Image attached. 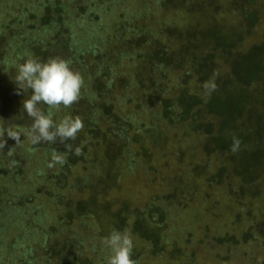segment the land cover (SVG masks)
I'll return each mask as SVG.
<instances>
[{"label": "rangeland", "instance_id": "rangeland-1", "mask_svg": "<svg viewBox=\"0 0 264 264\" xmlns=\"http://www.w3.org/2000/svg\"><path fill=\"white\" fill-rule=\"evenodd\" d=\"M52 1L0 0V39L2 41L0 43V69L7 73L6 76L0 75V83L3 84L1 87L6 84L17 85L14 80L16 65L23 63L29 53L23 46V42L31 38L39 42V38H44L47 41L42 42L45 46L44 54L47 56L49 54L52 58H61V55L68 58L74 71L79 72L82 77L89 76V83L96 79L91 74L92 70H95L94 75L102 70L110 76L114 75L113 78H116L114 84L118 87L116 86L112 92L115 93L117 99L113 98L114 96L108 97V101L118 100L120 102L122 98L123 103L118 104L119 107H116L115 111L118 116V126L122 121L124 122L122 127L126 129L128 139L126 138L124 140L126 143L122 144L124 142L122 138L113 136L112 143L107 140L106 136L92 137L90 135V126L103 131L112 127L109 118L108 120L102 119L99 113L92 111L93 106L106 103L105 97L97 96L95 93L90 94L92 84L90 87L87 85L88 94H85L86 89L82 88L80 99L83 100L82 104L76 106L74 103L71 108H61L60 111L55 112L53 118L59 122L74 110L72 117L79 116L84 123V129L77 135L78 147L81 148L82 154L75 155L71 167L63 172L66 176L65 186L56 187V183H53L56 188L52 191L72 204L88 202L90 193L96 197L91 213H83L79 215V218L73 213L68 226H62L63 223H67V221H62V227H59L56 221L58 217L65 218L61 214V209L64 207L60 204L56 206L58 201H54V204L53 200L48 198L51 185L46 179L52 173H59L61 167L57 164L49 168L47 165L50 159L45 154L44 147L31 143L27 135L28 129L20 120L19 110L22 105L17 103L9 109L4 105L0 106V165L4 170L15 173L11 180L15 186L9 187L7 197L1 200L3 204L1 209L4 208L6 211L10 208L7 215L10 220L9 228L1 239L4 249L0 253V264H7L10 261L9 252L11 250L9 248H16L18 239L23 241L21 248L32 246L36 251L34 254L39 257L44 249L37 248V251L35 246L41 244L43 238L49 244H53L54 254L50 255L47 260H44L48 257L45 255V257H39L40 259L36 258L38 264H70L75 249L71 245L66 248L61 246V243H58L60 241L57 239V234L45 238L49 228H56L59 231L64 228L68 234L73 235V240L78 241V244H83L80 261L83 262L87 258L93 264H107L109 251L102 243L103 238L109 233L106 218L115 214L117 210L123 209L122 205L128 207L126 210L129 212L137 210V213L143 214L149 211L148 204L158 209L163 219L159 228L155 229L157 240L154 248L151 244L141 243L137 238L132 237L134 242L132 258L137 261V264H264V236L259 231L264 228L262 227L264 224V192L261 191L259 196L253 200L241 197L246 201L241 200L240 203L233 201V204H230L233 194L240 193L239 181L230 177V169H227L228 179L221 183L206 182L222 167L223 161L218 157L208 156L205 159L202 156L200 151L203 142L202 132L195 129L191 132V129L184 126L185 123L183 125L177 123L171 127L161 119V108L155 106V97L149 96L152 100L150 106L143 100L142 94H147L152 90L156 92L163 90L164 94L158 96V102L163 99L164 95L171 99L174 98L178 80L183 73L171 68L158 67L146 61L143 66L145 71L152 70L153 74L146 82L142 80L135 83L130 78L134 74L133 70L137 71L139 63H135L133 70H128L127 68L132 64L130 56L124 57L125 60L123 59L121 63H117V60L113 58L107 61V64L102 65L101 63L98 66L94 65L91 58L87 60L78 57L80 61L77 62L71 57L72 53L78 56L87 47L88 41L84 38L89 36L93 39L99 38L103 43L111 45L114 43V48L121 51L123 56L132 50L127 46H116L115 42L118 44L126 42L122 36L129 31L120 32L117 26L130 25L132 19L123 22L128 13L131 14V10L116 12L111 7L115 0H109L111 3L108 4V8L111 9L109 14H106L107 17H104L107 8V5H104L106 0H92L93 3L89 2L87 5L83 0L79 3L77 0H68L66 6L67 15L70 18L68 17V20L63 18L64 26L61 30L58 28L50 30L56 31L57 36L53 35V38H50L49 31L46 30L47 33H45L44 29L38 28L37 23L30 26L35 29V33L21 35L18 32L22 29L18 21L21 12L26 10L39 14L43 9L38 6ZM156 1L160 0H144V4L132 0V3L127 4L130 5V9L138 11L135 12L138 14L137 24L143 23L140 21L142 15L145 16V22L149 19L146 23L154 29V32L160 27V33L164 29L172 31L170 29L172 28L176 30L175 34H178L192 27L193 22L185 13L188 7H183V11L177 7L165 10L164 6L156 5ZM203 1L196 0L199 3ZM255 3L264 10V0H255ZM187 5L185 3V6ZM77 6H81L82 9H76ZM225 23L233 26L236 21L228 17ZM28 28V23H25L23 29ZM11 34L15 35L14 39H11ZM132 35L134 36L130 39L141 36V33L136 31ZM67 37H69L68 42H65ZM70 37L74 39L73 42ZM107 37L112 40L109 41ZM158 38L163 39L168 49L169 47L171 50L175 48L173 37L169 33L167 36ZM59 41L65 42L63 43L66 44L65 48L61 46L62 44H58ZM263 41L264 14L261 13L260 19L253 25L251 34L243 36V48ZM144 42L146 43L147 40ZM145 43L141 47L145 48L147 45ZM28 44L29 42L26 43L27 46ZM98 50L104 53V46ZM138 53L141 54V51L139 50ZM38 59L44 61V59ZM221 69L224 70L223 67ZM114 71H119L120 74L117 75ZM96 80L102 82L105 78L99 75ZM194 82L195 80L190 81L191 87L194 86ZM86 83L84 80V85ZM119 86H126L128 93L121 94L120 88L122 87ZM5 95L7 96L0 91V100ZM88 102L92 107L88 105ZM12 105L13 103H8V106ZM172 111L174 112L173 106ZM156 117L159 118L156 119ZM29 120L33 122L31 118ZM156 121L157 138H150L149 134L143 135L145 130H148L144 127H150ZM137 125L140 130L135 134L133 128ZM13 135L19 139H13ZM131 138L135 141H131ZM121 145H125L124 148L117 149L122 148ZM142 148L144 153L141 151ZM195 166L203 168L200 177L193 169ZM5 186L8 187L7 184ZM259 186L261 189L263 185ZM168 191H171L175 197L167 198ZM100 210L104 211V217L103 215L96 217V212L100 213ZM11 213L14 214L13 217ZM130 223L131 220L125 225L128 228L125 230L128 232ZM19 225L25 226L26 229L23 232L17 231ZM31 228L35 230V233ZM9 243L12 244L10 247ZM15 259L17 262L18 259Z\"/></svg>", "mask_w": 264, "mask_h": 264}, {"label": "trees", "instance_id": "trees-1", "mask_svg": "<svg viewBox=\"0 0 264 264\" xmlns=\"http://www.w3.org/2000/svg\"><path fill=\"white\" fill-rule=\"evenodd\" d=\"M77 1L79 3L80 0ZM83 1L86 5L89 2L93 3L92 0ZM131 1L132 0H115L113 5H111L116 12L131 10V14L128 13L127 18L123 20V22H125L132 19L130 25L125 26L122 24V26H117L118 31L120 30V32L129 30L127 31L128 33L124 35L122 34L123 40L126 42L121 43L119 41L120 44L115 42L116 46H127L132 49L131 51L123 56L121 51L114 48L113 42H110L113 43L111 45L101 42L99 38L93 39L89 36L84 38L88 41L86 45L87 47L84 48L78 56L76 53H72L71 57L75 58L77 62L80 61L78 60V57L87 60L91 58L94 65L98 66L101 63L102 65L103 63L107 64V61L113 58L117 60V63H121L123 59L125 60L124 57L130 56V63L132 64L131 67L127 68L128 70H133L135 63H139L137 69L139 72H135L134 69V74L131 75L132 78H130L135 83L136 81L140 82L142 80L146 82L147 79L150 78L149 76L153 74L152 70L145 71L143 66H145L146 61L155 64L158 67L161 66L166 69L171 68L180 73L182 72L183 74L178 80V88L176 89V96L174 98L171 99L164 95L163 99L159 101L161 102L159 104L158 96L163 95L164 92L163 90H160V92L152 90L147 94H142L143 100L149 103L150 106L152 100L149 96L153 98L155 97V106L161 108V119L171 127L177 123L179 125L185 123L184 126L191 129V132L194 131L193 129L202 132L203 142L200 149L202 156L205 157V159H207L208 156L218 157L223 161V164H221L222 167L214 173L212 178L209 180L207 179L206 182L210 183L215 181L221 183L228 179V176L226 175L227 169H230L229 176L239 181L238 185H240V193L233 194L230 204H233V201L240 203L241 200H244L241 197H245V199L248 197L252 200L257 198L261 191L264 192V41L243 48V36L246 37L251 34L254 23L260 19L261 13L264 14V10L261 9V6L259 7L256 5L255 0H206L207 2L204 0L205 2L203 1L201 3L196 2V0H181V2L180 0L176 2L175 0H160L159 2L156 1L155 4L164 6L165 10H171L172 8L177 7L183 11V7H188L185 13L193 22L191 28L186 31L178 32V34H175L174 31L176 30H173L172 28H170L172 31L164 29L162 33H160V27L157 28L158 31L156 30L155 32L153 28L149 27V24L146 23L149 19L145 22V16H140V21H143V23H136L138 14L135 12L138 11L130 9V5H127ZM173 1L176 4L173 3ZM67 2L68 0H53L50 3L44 2L41 6H38V8L43 9L39 14L32 11H22L21 16L18 18L22 29H19L18 32L23 36L26 34H33L35 33V29L30 28V26H32L33 23H37L39 24L38 28L44 29L45 33L49 31L50 38H53V35L57 36L58 33L56 31L50 30L51 28H58V30H61L64 26L63 18L68 20ZM135 2L144 4V0H135ZM110 3L109 0H106V3H104V5H107L104 17H107L108 15L106 14H109L111 8H108V4ZM185 3L188 5L185 6ZM80 7L81 6H77L76 9L81 10L82 8ZM228 17L233 18V20L236 21L233 26L225 23V20ZM77 20L79 21L80 19ZM25 23H28L29 30L23 29ZM136 31H139L141 36L130 39L134 36L132 35L133 32ZM168 33L173 37L175 46L173 50H171L170 47L168 49V46L164 43L163 39L159 40L158 38L167 36ZM14 36V34H11V39H14ZM68 38L69 37L64 41L68 42ZM39 39V42L33 38L23 42V46L29 52L27 58H41L44 59V61H47L49 58H52L51 55L48 54L47 56L44 54L45 46L42 45V42L47 41H45L44 38ZM107 39L109 41L112 40L110 37H107ZM70 40L73 42L74 39L70 37ZM145 40H147L146 43L144 42ZM64 41H59L58 44H62L61 46L65 48L66 44H63L65 43ZM27 42H29L28 46L26 45ZM0 43H2L1 39ZM144 43L147 44L145 45V48L141 47ZM102 46H104V53L98 50L99 48H102ZM139 50L141 51V54L138 53ZM61 58L68 61V58L62 55ZM222 67L224 70L221 69ZM114 68H116V66ZM107 70L110 71V69ZM141 70H144L145 72ZM94 73L95 70H92L91 74H93V78L97 79L99 75H103L105 80L100 82L95 79L93 82L89 83V76H83L84 80L87 82L84 85V88L86 89L84 92L85 94H88L89 90L87 85L90 87L92 84L90 87L92 93L90 94L93 95L95 93L97 96L100 95L105 97L106 103H100L99 106L96 105L92 107L88 102V105L92 107L93 112L99 113L102 119L108 120L109 118L110 122H112V127L111 129L104 131L99 129V131L93 126H90V135L92 137L106 136L107 140H110L111 142L113 136L120 137L124 141L126 138L128 139V136L126 135L127 131L122 127V123H124L123 121L118 126V116L115 111L116 107H119L118 104L123 103V100L120 98V102L118 100H114V102H110V100L108 101V97L110 98L114 96L113 98L117 99L115 93L112 92L117 86L114 84L116 83V78L114 79V75L110 76L105 70L97 71L98 74L96 75H94ZM114 73L117 75L120 74L119 71H114ZM2 74L5 75L7 73H4V71L0 69V75ZM213 78L218 86L217 90L214 91L211 96L205 95L203 84L205 81ZM191 80H195L193 87L190 86ZM8 83H10L9 79ZM1 86H3L2 83H0V91L7 94V96L5 95V97L0 100V106L3 107L4 105V107H8L9 109V107H13L17 103L22 105L19 110L21 114L20 120L21 123L29 129L32 123L29 120L30 117L27 116L23 109V101L31 95L30 90L26 93L20 91V94H17L19 91L17 85L6 84L4 87ZM119 87H122L120 88L121 94L125 95L128 93L126 86ZM82 101L83 100H79L75 105L78 106V104H82ZM9 102L13 103V105L8 106ZM172 106L174 107V112L172 111ZM39 107L45 112L48 111L47 105L41 104ZM74 113L73 110L69 112L68 116H73ZM111 113L112 115H110ZM158 118L159 117H156V119ZM156 126L157 121L155 124L150 125V127H144V129L148 130H145L143 135L149 134L150 138L156 139ZM133 130H135V134H137L140 128H138L137 125ZM234 136L242 141L241 150L236 154H233L230 151L232 138ZM134 138L135 137H133V139ZM18 139L19 138H17V140ZM133 139L131 138V141ZM66 143L71 144L74 151V149L78 147L79 138L77 137L74 141H66ZM125 143L126 141L122 142V144ZM38 145V147H44V152L49 159L53 149L61 153H66L67 151L65 144L60 143L59 140H57L55 144L40 143ZM124 146L125 145H121L122 148L117 149H123ZM141 151H144L143 148ZM74 156L75 154L73 153H67V163L64 166H60L59 173H52L51 175H48L46 179L51 185L49 189L51 192L48 194V198L53 200L52 203L54 204V201L57 200L58 202L55 204L56 206L60 204L64 207L61 209V214L65 216V218L62 219L58 217L56 221L59 227H67L70 219L73 218V213H75L78 218L79 215L81 216L83 213H91L92 206L96 199V197H93L92 193H90V199L88 198V202L84 204L82 202L72 204L52 191V189L57 186H65L66 176L63 175V172L71 167ZM14 168L16 167L14 166ZM193 169L196 172V175L199 177L202 175L203 168L195 166ZM14 174V171L11 172L9 170H4L0 165V253L2 252L1 250L4 249L3 241L1 239L9 228L8 222L10 220L7 216L10 208H7L6 211L4 208L1 209L3 205L1 200L7 197L6 193L8 188L15 186V183L11 181L13 180L12 177ZM60 174L61 176H59ZM9 180L10 182H7ZM53 183H56V187H54L55 185ZM6 184L8 186L7 188L5 186ZM259 185H263L261 189H259L261 187ZM170 196L172 198L175 197L171 191H168L166 197L169 198ZM73 205L75 206L72 207ZM147 206L149 207V211L142 214L137 213V210H131V212H129L126 210L128 207L122 205L123 209L117 210L115 214H111L109 218H106V224L108 225L106 226L109 231L107 236H109L113 230L125 231V229H128L125 226L126 223L131 220V223L129 224V233L131 236L137 238L141 243L151 244L154 248L157 240V230L155 229L159 228L163 217L158 209L151 207L153 206L152 204H148ZM96 214V217L100 215H103L104 217L105 215L103 210H100V213L96 212ZM13 216L14 214H12V217ZM62 221H67V223H63L61 226ZM262 227H264V224H262ZM25 229V226L19 225L17 231L23 232ZM31 229L33 230V228ZM61 229L62 230L59 231L56 228H49V232L46 234L45 238H49L50 235L56 236L57 234V239L60 241L58 243H61V246H64L65 248L69 245L73 246L75 252L70 264H93L92 261L87 258L83 262L80 261V254L84 248L82 247L83 244H78V241L73 240L74 238L71 233L68 234L67 230L65 231L64 228ZM33 231L35 233V230ZM259 231L264 236V228ZM85 233H87V231H85ZM22 242V240L18 239V244L15 243V246L17 247L14 249L10 247L12 244L9 243V249L11 251L9 252L10 261L7 262V264H38L37 261L40 259L39 257L48 256L44 258V260H47L50 255L54 254L53 244H49L44 238L42 239L41 244L35 246L37 251V248H39V250L44 249L39 257L34 254L36 251L32 246H28L25 249L21 248ZM14 257L18 259L17 262Z\"/></svg>", "mask_w": 264, "mask_h": 264}, {"label": "clouds", "instance_id": "clouds-1", "mask_svg": "<svg viewBox=\"0 0 264 264\" xmlns=\"http://www.w3.org/2000/svg\"><path fill=\"white\" fill-rule=\"evenodd\" d=\"M15 82L20 91L26 93L30 90L31 95L23 101V109L28 117L32 119V124L27 131L31 143L55 144L57 140L65 144L66 153H61L55 149L51 152L49 168L57 164L64 166L67 163V153L77 156L82 154L81 148L67 144L66 141L76 140L77 135L84 129V123L79 116H65L59 122L54 120L55 112L61 108L68 109L81 99L84 80L81 74L74 71L68 61L55 57L47 61L28 57L23 63L16 65ZM214 78L205 81L203 88L205 95L217 90ZM47 105L45 112L39 105ZM13 139H17L14 135ZM242 141L238 137L232 138L230 151L233 154L241 150ZM103 245L109 251L107 264H137L132 258L134 242L131 234L125 231L113 230L109 236L102 240Z\"/></svg>", "mask_w": 264, "mask_h": 264}]
</instances>
